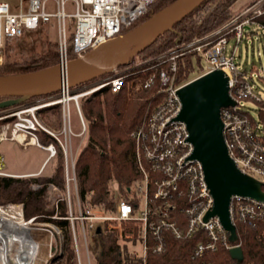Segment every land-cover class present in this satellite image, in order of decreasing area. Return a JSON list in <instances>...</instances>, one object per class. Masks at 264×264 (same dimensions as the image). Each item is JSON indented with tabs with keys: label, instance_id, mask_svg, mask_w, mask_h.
<instances>
[{
	"label": "built area",
	"instance_id": "built-area-1",
	"mask_svg": "<svg viewBox=\"0 0 264 264\" xmlns=\"http://www.w3.org/2000/svg\"><path fill=\"white\" fill-rule=\"evenodd\" d=\"M154 1L0 0V64L6 43L27 32L39 30L52 20L56 31L57 63L64 65L70 59V54L81 56L99 44L125 33L148 12ZM262 13L264 0H254L210 33L193 37L189 41L178 40L161 55L134 65L129 62L115 68L104 78L73 87L62 85L46 101L13 107L6 115H0L2 118L13 119L0 133V142L6 137L22 145L33 142L46 150L45 162L53 159L57 152L60 153L65 188L61 191L57 185L50 183L48 189L56 194L51 200V206L57 209L60 201L65 202L67 215L64 218L70 224L77 264H93L98 250L91 252L89 245L98 242V236L104 231L106 223L107 226L118 228V241L124 245L121 251L123 264H147L148 254H160L166 250L169 237L190 239L199 232L204 237H197L194 241L187 264H216L207 261L205 254L216 251L218 247L229 250L233 246H240L237 239L234 242L228 240V232L217 216L203 219L213 199L200 162L189 158L192 145L187 140L186 126L176 119L181 108L177 90L192 78L210 70L221 69L225 72L228 94L234 101L233 105L220 108L222 133L228 154L241 172L260 180L264 178V126L252 121L250 115L253 114L245 105L247 100H262L255 91L252 74H248L236 59L244 32L260 28L264 37L263 26L250 28L254 18ZM67 20L72 24L69 35ZM230 42L232 44L228 46ZM188 53L198 55L204 64L193 77L180 79L177 60ZM145 64H151L157 68L156 71L144 79L131 78L132 72ZM154 80L158 83L159 100L146 111L130 133L134 163L139 172V178L130 188V197H117L115 211L111 214L85 207L79 197L75 173L76 155L87 132L80 98L105 87L112 92H118L124 87L138 91L149 87ZM71 102L78 119V131L72 127ZM52 104L60 105L61 126L56 131L46 128L37 113L39 108ZM38 130L50 135L54 141L46 144L39 142ZM19 134L23 135L24 140L16 138ZM72 137H79L75 147L71 144ZM0 174L6 175L3 172ZM138 199L142 200L140 209ZM229 216L234 225L239 221L254 226L264 221V201L232 195ZM52 217L60 218L56 213ZM0 219L20 223L25 230L23 233L34 241V255L26 262L16 257L14 239L8 242L7 233H0V239L5 237V244L0 241V264H36L37 241L31 231L39 227L31 225L34 217L24 219L22 204L8 202L0 203ZM43 224L51 226L57 236L46 228L50 237L43 262L48 264L54 250L59 249L62 234L56 225ZM97 227L99 231H96ZM78 236L82 239L81 245ZM53 242L56 246L52 245ZM19 248L23 250L21 245ZM98 248L100 250V245Z\"/></svg>",
	"mask_w": 264,
	"mask_h": 264
},
{
	"label": "trees",
	"instance_id": "trees-1",
	"mask_svg": "<svg viewBox=\"0 0 264 264\" xmlns=\"http://www.w3.org/2000/svg\"><path fill=\"white\" fill-rule=\"evenodd\" d=\"M171 1L155 0L148 12L131 28ZM235 1L204 0L175 23L172 30L165 31L137 53L130 61V65L135 64L134 61L137 58L145 61L166 52L175 45L176 37H180L179 41H189L193 37L203 36L217 29L234 15L231 7ZM252 1L254 0L249 3ZM207 3H210L208 12L195 18L193 16L195 12ZM255 26L264 27V13L255 17L250 24V28ZM54 44L56 46V40ZM8 45L9 42L4 47L3 61L0 64L2 74L31 71L57 63V51L45 45L35 54L5 59L7 50L10 48ZM193 56L199 64L196 73L202 69L203 65L200 64L198 55L185 54L177 60L180 79H188L196 74L191 75ZM69 57L72 59L75 56L70 54ZM123 66L125 65L120 67ZM156 69L151 64H145L133 71L131 78L144 79ZM109 74L110 72L105 73L90 81L104 78ZM262 81L264 84V79ZM157 86L158 83L154 80L149 87L139 89L135 94H131L128 87L118 92H112L105 87L80 98V109L87 126V141L76 155L75 173L79 197L85 207H90L99 213L111 214L115 211L117 197L127 199L130 197V188L139 178V172L134 163L133 141L130 133L140 123L146 111L159 100ZM55 93L34 96L24 102L49 97ZM5 98L7 97H0V101ZM255 110L256 115H250L252 121L264 126V101L257 102ZM37 113L51 129L56 131L60 128L59 104L43 107ZM37 138L43 144L54 141L42 130L37 131ZM53 161L50 174L33 177L0 175V203H21L24 219L34 217V222L51 223L60 229L62 239L59 251L50 258L48 264H77L70 224L68 219L64 218L67 215L65 202L60 201L57 209L43 204V198L50 183L57 184L62 189L65 187L63 161L59 152ZM33 183L36 184L35 188L31 187ZM113 184H116L115 189L112 187ZM262 189L264 190V185ZM55 213L60 218L52 217ZM235 229L242 249V259L232 258L228 249L224 247H218L216 251L206 253L205 259L216 264H264V221H259L254 226L236 221ZM196 235L190 239L169 237L166 250L160 254H148L147 264H187L194 241L197 237H204L201 232ZM96 243L100 245V250L97 251L93 264H123L121 251L124 245L118 241L117 227L107 226L106 223Z\"/></svg>",
	"mask_w": 264,
	"mask_h": 264
},
{
	"label": "water",
	"instance_id": "water-1",
	"mask_svg": "<svg viewBox=\"0 0 264 264\" xmlns=\"http://www.w3.org/2000/svg\"><path fill=\"white\" fill-rule=\"evenodd\" d=\"M203 1L172 0L130 30L69 59L64 65L56 63L31 71L0 73V97H7L0 101V109L19 105L34 96L55 93L62 85L76 86L128 64ZM227 79L223 70L213 69L179 87L181 108L176 119L186 126L187 140L192 145L189 158L200 162L213 199L203 219L217 216L228 232V240L234 242L238 236L229 216L230 198L239 195L264 201V182L241 172L228 154L220 118V108L234 104L228 94ZM228 251L232 258L242 259L240 246Z\"/></svg>",
	"mask_w": 264,
	"mask_h": 264
},
{
	"label": "rangeland",
	"instance_id": "rangeland-1",
	"mask_svg": "<svg viewBox=\"0 0 264 264\" xmlns=\"http://www.w3.org/2000/svg\"><path fill=\"white\" fill-rule=\"evenodd\" d=\"M9 1L14 2L15 0H9ZM250 1L251 0H236L231 7V12H233V14H236ZM209 9H210V3H207L204 6H202L198 11H196L193 16L195 18L201 17L205 15ZM66 25H67L66 26L67 34L69 35L72 24L69 23L67 20ZM257 36H259V38H257ZM55 40H56V31H55L54 23L51 20L49 24L43 26V28L39 30L27 32L21 37L10 40L8 45L10 48L7 50L5 59L9 60L13 57L20 58L28 54H35L38 51H40L43 45H45V47H50L51 49L56 50V46L54 44ZM231 44L232 43L230 42L228 46H231ZM236 59L239 62L240 66H244L246 68L248 74L250 73L252 74V80L254 82L255 91L258 93L260 99L264 101V84L262 81V79H264V37L262 35V30L260 28L259 29L252 28V32L249 31L244 32L243 39L241 40L238 50L236 52ZM141 61H142L141 59L137 58L134 61V63H139ZM200 64L202 65L204 64L203 60L201 59H200ZM192 68L193 70L191 71V75L193 76L196 73L197 69L199 68V64L194 56L192 58ZM261 68H263V70ZM129 90L131 94L136 93V91H133L130 88ZM47 99L48 97L38 98L32 101L24 102V104H19V105L0 109V115H4L7 111H9L13 107L25 105L31 102H42V101H46ZM70 104H71V122L73 123L72 127L75 131H78L77 115L74 111L72 102ZM245 105L247 108H249L250 112L253 115H256L255 108L257 107V102L252 100H247L245 101ZM41 109H43V107L39 108L37 111ZM39 118L41 123L46 128L50 130H54L51 129V127H49L43 121L42 116H39ZM12 120L13 119L11 117H3V118L0 117V133L3 131L7 123H10ZM7 135H9V132L7 133ZM78 141H79V137H72L71 139L72 147H75L78 144ZM86 141H87V132L85 138L82 140L83 143L82 146L86 143ZM39 142H41L40 139ZM0 155L2 156V161L4 163V168H3L4 170L9 172H23V171H31L38 169L40 164L46 158L47 152L45 149L38 147L35 144L22 145L17 143L15 140L6 137L0 142ZM53 162H54L53 159L45 162L41 167L42 171L38 174L19 176V177H33L37 175L50 174L52 171ZM261 180L264 182V178H261ZM57 186L61 191H63L65 188L64 187L62 189L59 185ZM31 187L35 188L36 184L34 183L31 184ZM112 187L115 189L116 184H113ZM54 196H56V194L51 193L47 187L46 195L43 198V204L46 207H52L51 200ZM138 201H139L138 207L140 209L142 207V200L138 199ZM31 225L33 227H39L31 231L32 237L37 241L36 264H44L43 260L47 256V248L50 237V232L48 231V229H50L53 235L55 236H56V232L53 230L51 226H47L46 224L43 223L32 222ZM78 242L81 245L82 239L80 236H78ZM89 243L91 244L90 238H89ZM52 245L56 246V243L53 242ZM97 247L98 245L96 241L93 242V244L89 245V248L93 253H95L97 250L99 251V248L97 249ZM58 251L59 249L56 248L54 250V255H56ZM81 254H83V250Z\"/></svg>",
	"mask_w": 264,
	"mask_h": 264
},
{
	"label": "bare ground",
	"instance_id": "bare-ground-1",
	"mask_svg": "<svg viewBox=\"0 0 264 264\" xmlns=\"http://www.w3.org/2000/svg\"><path fill=\"white\" fill-rule=\"evenodd\" d=\"M16 138L20 141L24 140L22 134L17 135ZM23 230L24 228L21 226L20 223L16 224V223H12V221L0 219V233L1 234L7 233L9 237H6V240L9 238L8 242L14 239L16 245L15 251L17 252L16 257H20L22 260L27 262L34 255V241H32L26 234H24ZM12 236H14V238H12ZM2 237L3 236H1V238ZM3 238L5 239V237ZM4 239H0V241L5 244ZM20 245L23 247V250H20L19 248Z\"/></svg>",
	"mask_w": 264,
	"mask_h": 264
},
{
	"label": "crops",
	"instance_id": "crops-1",
	"mask_svg": "<svg viewBox=\"0 0 264 264\" xmlns=\"http://www.w3.org/2000/svg\"><path fill=\"white\" fill-rule=\"evenodd\" d=\"M18 143V142H17ZM20 144V143H19ZM29 144H34L33 142H30ZM28 145V144H27ZM45 160L46 158L43 160V162L40 164V166L38 167V169L36 170H31V171H23V172H9V171H6L4 170V163L2 161V156L0 155V165H1V168H0V171L5 173L6 175L8 176H28V175H34V174H38L42 171L41 167L43 166V164L45 163Z\"/></svg>",
	"mask_w": 264,
	"mask_h": 264
}]
</instances>
